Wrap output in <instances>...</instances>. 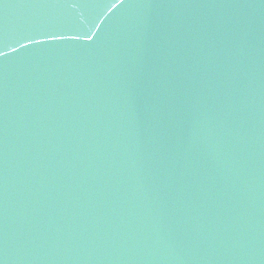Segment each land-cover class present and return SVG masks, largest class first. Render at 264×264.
I'll return each instance as SVG.
<instances>
[{
  "label": "water",
  "instance_id": "obj_1",
  "mask_svg": "<svg viewBox=\"0 0 264 264\" xmlns=\"http://www.w3.org/2000/svg\"><path fill=\"white\" fill-rule=\"evenodd\" d=\"M0 260L264 264V0H0Z\"/></svg>",
  "mask_w": 264,
  "mask_h": 264
},
{
  "label": "snow or ice",
  "instance_id": "obj_2",
  "mask_svg": "<svg viewBox=\"0 0 264 264\" xmlns=\"http://www.w3.org/2000/svg\"><path fill=\"white\" fill-rule=\"evenodd\" d=\"M56 24L47 26V27H36L32 28L34 30H37V34L44 35L49 37L50 39H60L62 38L56 31H51L50 29L55 28ZM27 39V37H25ZM32 40H29V43H32ZM35 43L39 44L41 41H35ZM15 51V49H13ZM0 264H3V260H0Z\"/></svg>",
  "mask_w": 264,
  "mask_h": 264
}]
</instances>
